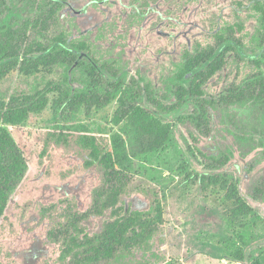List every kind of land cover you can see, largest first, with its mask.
<instances>
[{"label":"rangeland","instance_id":"obj_1","mask_svg":"<svg viewBox=\"0 0 264 264\" xmlns=\"http://www.w3.org/2000/svg\"><path fill=\"white\" fill-rule=\"evenodd\" d=\"M54 1L8 0L0 20L25 25ZM254 1L59 0L42 33L29 26L25 43L52 42L63 33L84 40L89 51L69 49L73 59L65 63L41 65L30 75L14 69L0 81V99L37 90L48 99L44 109L8 126L28 168L0 219V264H64L61 244L48 230L65 223L70 212L88 210L101 182V171L84 165L86 152L74 141L80 131L95 134L107 147L114 135L124 141L130 178L122 195L125 208L146 211L155 196L163 205L149 248L106 264H264V98L257 95L260 69L254 63L264 50V35ZM230 34L243 53L226 54L223 67L203 85L206 102L190 99L166 111L174 102L169 78L183 52L216 45L218 36ZM94 61L115 74L103 71L105 81L119 78L136 92L150 84L164 107L150 104L144 93L139 100L168 124L165 145L146 152L145 137L138 136L130 118L114 122V100L91 107L69 102L86 85L79 62ZM199 104L205 113L197 126ZM52 133L63 134L67 142ZM196 150L221 157L224 164L215 165ZM222 174L226 185L200 182L202 176ZM230 184L250 213L235 209ZM109 215H89L82 225L89 234L100 232Z\"/></svg>","mask_w":264,"mask_h":264},{"label":"trees","instance_id":"obj_2","mask_svg":"<svg viewBox=\"0 0 264 264\" xmlns=\"http://www.w3.org/2000/svg\"><path fill=\"white\" fill-rule=\"evenodd\" d=\"M53 3V6L43 10L35 19H28L25 25H18L12 18L0 20V81L14 69L30 75L41 65H46V68L65 63L70 58L73 59L69 49L89 51V45L84 40L69 39L63 33L54 36L52 42L25 43L24 38L29 26L38 28L40 33L46 29L48 18L56 14L60 8L59 0ZM7 4L8 0H0V14L9 9L6 8ZM253 7L259 12L258 31L263 36L264 2L255 0ZM6 16H9V13ZM230 35L218 36L221 41L216 45L206 47L197 45L193 52L187 50L183 52V61L176 64L169 78L167 91L174 98V102L170 103L166 111H172L190 99L203 97L205 95L203 85L223 67L226 54L235 50L243 53L241 43L232 34ZM34 53L39 55L34 58L29 57ZM41 58L44 62H39ZM254 63L260 69L257 95L264 98V50ZM79 67L85 76L86 85L77 93H72L69 102L79 104L81 101L87 103V107H91L102 105V99H104L103 104L114 100L116 105L114 122L120 123L125 118H130L138 136L145 137L146 152L156 150L169 141L168 124L140 104L139 99L144 93L150 104L157 108L164 107L148 82H144L141 91L136 92L119 78L114 82L105 81L104 76L101 75L103 71L108 75H115L106 63L79 62ZM202 99L206 102L204 97ZM47 103L48 99L44 91L38 90L33 94L12 93L8 99H0V219L5 214L10 193L24 177L28 168V163L8 126L22 123L30 113L44 109ZM199 105L201 111L194 117L197 126L202 123L205 113V107ZM51 136L58 141L68 140L60 133H52ZM74 141L86 152L84 165L87 168L96 166L101 171V182L93 191L88 210L70 212L65 223L48 230L49 237L61 244L59 260L64 264H106L121 254L149 248L150 239L157 232L162 221L163 205L156 196L146 211L132 210L121 204L122 195L128 189L130 181L126 169L127 153L123 149L124 141L118 135H114L111 146L107 147L89 131H80ZM197 153L215 165L224 164L221 157L207 155L201 151ZM200 182L209 185L221 184V186L227 184L224 174L202 176ZM230 185L235 196L233 198L235 209L244 214L250 213L251 208L238 197L236 185ZM262 192L261 190L260 193ZM105 211H109L110 215L103 223L100 232L89 234L82 221L89 215H102Z\"/></svg>","mask_w":264,"mask_h":264}]
</instances>
